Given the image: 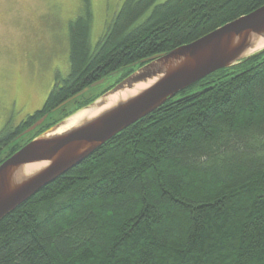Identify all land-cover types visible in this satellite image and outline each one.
Instances as JSON below:
<instances>
[{"label":"trees","instance_id":"1","mask_svg":"<svg viewBox=\"0 0 264 264\" xmlns=\"http://www.w3.org/2000/svg\"><path fill=\"white\" fill-rule=\"evenodd\" d=\"M156 2L125 0L96 46L89 8L70 22L71 73L42 110L0 133V164L143 59L264 5ZM0 264H264V49L180 91L4 216Z\"/></svg>","mask_w":264,"mask_h":264},{"label":"water","instance_id":"2","mask_svg":"<svg viewBox=\"0 0 264 264\" xmlns=\"http://www.w3.org/2000/svg\"><path fill=\"white\" fill-rule=\"evenodd\" d=\"M261 38H264V5L190 43L143 59L142 66L81 109L95 104L105 105L112 95L127 88L133 89L138 83L152 81L150 85L127 99L117 101L96 116L57 133L73 113L0 164V220L110 138L161 107L180 91L250 56L248 52ZM104 81L105 78L93 83L60 106ZM44 120V117L39 119L26 131L34 130ZM41 162L46 164L35 171H26L28 164Z\"/></svg>","mask_w":264,"mask_h":264},{"label":"rangeland","instance_id":"3","mask_svg":"<svg viewBox=\"0 0 264 264\" xmlns=\"http://www.w3.org/2000/svg\"><path fill=\"white\" fill-rule=\"evenodd\" d=\"M124 2L0 0V133L17 128L29 115L42 109L57 79L70 75V22L89 8L93 13L91 41L96 46ZM117 75L105 78L103 84L94 88L100 92L114 83ZM26 130L4 151L31 132Z\"/></svg>","mask_w":264,"mask_h":264},{"label":"bare ground","instance_id":"4","mask_svg":"<svg viewBox=\"0 0 264 264\" xmlns=\"http://www.w3.org/2000/svg\"><path fill=\"white\" fill-rule=\"evenodd\" d=\"M263 47H264V38H261L257 41L256 45L248 53L254 52V51H256L260 48H263ZM151 82L152 81L141 82V83L136 84L133 89L127 88L123 91H119L118 93L112 95L108 99V101L105 105L99 106L98 104H95L94 106H91L87 109H81V110L77 111L72 116H70L71 118L69 117L67 119L66 124L61 126L56 132L57 133L63 132L65 129H69L73 126L78 125L84 119H88V118L96 116L98 113H100L104 109H107V108L111 107L112 105H114L117 101L127 99L128 97L137 94L140 90H142L145 87H147L148 85H150ZM45 164H46V162L28 164L26 166V171L27 172L35 171Z\"/></svg>","mask_w":264,"mask_h":264},{"label":"flooded vegetation","instance_id":"5","mask_svg":"<svg viewBox=\"0 0 264 264\" xmlns=\"http://www.w3.org/2000/svg\"><path fill=\"white\" fill-rule=\"evenodd\" d=\"M40 110H42V109H40ZM38 111H39V110H38ZM34 114H35V112H34ZM34 114H32V115H34ZM43 117L46 119V118L48 117V114H40V116L38 117V119H42ZM27 118H28V117H27ZM27 118H26V119H27Z\"/></svg>","mask_w":264,"mask_h":264}]
</instances>
